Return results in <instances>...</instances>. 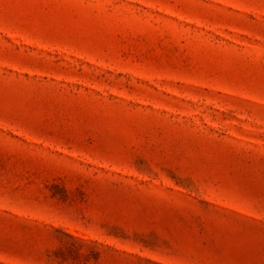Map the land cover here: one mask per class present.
<instances>
[{"label":"rangeland","instance_id":"rangeland-1","mask_svg":"<svg viewBox=\"0 0 264 264\" xmlns=\"http://www.w3.org/2000/svg\"><path fill=\"white\" fill-rule=\"evenodd\" d=\"M0 264H264V0H0Z\"/></svg>","mask_w":264,"mask_h":264}]
</instances>
